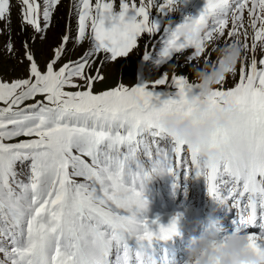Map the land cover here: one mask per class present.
Segmentation results:
<instances>
[{"label":"snow or ice","instance_id":"6c2138e0","mask_svg":"<svg viewBox=\"0 0 264 264\" xmlns=\"http://www.w3.org/2000/svg\"><path fill=\"white\" fill-rule=\"evenodd\" d=\"M17 2L22 26L42 33L61 0H43V7L40 0ZM175 2L140 0L137 5L136 0H120L117 11L105 0L94 5L77 0L76 40L86 39L90 21L92 47L58 69L69 35L43 70L25 41L28 76L0 81L5 105L0 107V264H174L167 248L156 244L177 232V218L165 225L145 215L146 183L163 171L184 169L203 176L209 195L238 209L242 224L264 221V57L257 60L255 55L257 42L264 49V0H205L197 17L176 27H202L198 41L181 39L165 28L157 63L191 50L185 64L192 67L210 58L205 42L217 36L226 35L225 43L236 39L245 49L238 82L225 89L224 79L209 97L211 109L234 105L232 126L217 130L201 149L190 150L184 141L170 139L159 124L164 113L190 111L187 93L199 84L186 74L166 71L132 87L120 83L92 91L94 82L104 77L100 68L86 74L91 58L103 51L116 61L133 51L142 35L155 38L160 26L152 19L153 8L172 10ZM12 7V0H0V21L7 25ZM245 11L254 33L250 63ZM8 48L12 50L10 42ZM149 56L145 51L144 58ZM74 78L85 84L77 85ZM66 86L84 90L65 91ZM165 87L170 90H157ZM28 100L35 102L25 104ZM21 136L27 139H16ZM165 140L169 143L161 147ZM217 142L226 146V159L218 164L202 159L199 153ZM241 144L250 150L247 160L236 158ZM247 234L252 247L264 248V229Z\"/></svg>","mask_w":264,"mask_h":264},{"label":"rangeland","instance_id":"374dc122","mask_svg":"<svg viewBox=\"0 0 264 264\" xmlns=\"http://www.w3.org/2000/svg\"><path fill=\"white\" fill-rule=\"evenodd\" d=\"M200 1L201 0H179L178 6L172 10H168L167 8L157 10L156 8H153L152 19L160 26L157 36L153 38L146 34L142 35L141 38H138L137 47L127 55L117 58L116 61H112L110 59V54L108 53H104L103 51L96 53L95 56L91 58V60L94 61L91 69L86 68L85 72L86 74H95L96 69L100 68L104 78L94 82L92 88L93 93L96 94L101 91L109 90L118 86L120 83H123L125 86L132 87L136 83H144L149 80L158 79L166 71H168L170 75L173 71L176 74H186L190 82H195L191 71L192 67L185 64V57L190 54L191 50H185L182 54H174L169 60H165L160 63H157V61L159 60L161 40L167 36L165 28L174 29L178 25L184 23L189 17H197L205 4H201ZM76 2L77 0H61V3L53 12L49 28L45 32L36 33L30 26H22L19 12L20 5L17 0H12L13 7L11 11V24L7 25L6 21H0V81L11 82L14 79L26 78L28 76L29 61L25 56V41L28 42L29 50L33 53L34 58L42 70L45 68L46 64L54 58L55 48L59 47L63 42L62 38L65 34L69 35L70 39L65 45V52L63 53L62 58L55 66L57 69L70 60L75 61L79 59V57H81L86 51L91 49L92 41L88 38L90 35V21L88 22L89 28L86 30V39L82 42H78L76 40V36L78 34V12L75 7ZM95 2L96 0H91L93 5ZM105 2H112L114 9L117 11L119 10L120 0H105ZM129 2H131V0H129ZM139 2L140 0H136L137 5H139ZM158 2L162 3L163 0H158ZM40 3L43 7V0H40ZM244 22L245 27H247L248 30L247 42L249 44V50L247 53L248 59L246 63H250L253 55L251 51V43L254 33L253 30L248 27L247 11L244 13ZM41 23L42 25L44 23L42 17ZM230 29L231 20L229 21L226 33ZM41 36H43V39H41ZM32 37H35V39ZM225 38H222V42H225ZM240 39L243 42L245 38L241 35ZM9 42L12 45L11 51H9L8 48ZM257 43L258 47L255 55L257 60H259L261 57H264V49L259 46V42ZM145 51L150 52V56L147 60L144 58ZM210 51L211 50L208 49L206 54ZM211 58H215L214 53L211 54ZM202 60L203 59L197 63ZM101 61H103V63H101ZM171 64H175L176 68L173 69ZM259 66L260 65L258 64V67ZM239 68L240 63L237 65L236 74H230L226 77V83L223 85L225 89L227 87L234 86V84L238 82ZM74 82L81 86L85 84V81L80 78H74ZM78 90L84 89L83 87L70 86H66L65 88V91ZM157 90L166 91L170 89L165 87ZM35 99L41 100L43 97L37 96ZM34 102L35 100H28L25 101V104ZM4 106L5 105L0 102V107ZM23 106L24 105H21V107ZM16 139L22 140L27 139V137L21 136ZM16 139L6 142H16ZM151 177L154 178V176ZM186 177L187 183L192 185V173L186 174ZM154 182L156 184L157 180ZM191 187H193V185L187 187L186 189H174L171 194L172 197H170L172 202L170 200H164L163 196L152 195L144 191V196L147 201V213L145 215L158 209L166 210L168 209L169 203L173 204L174 211L184 212L189 210L192 202H195L200 205L198 206L196 213L202 215L197 216V221H204L207 217V211L204 206L203 199L202 201L193 199L194 194ZM229 225L231 228L238 227L236 223H229ZM179 246H181L182 249L184 248L181 244H179ZM2 258L3 256L0 254V259Z\"/></svg>","mask_w":264,"mask_h":264},{"label":"clouds","instance_id":"9594fccd","mask_svg":"<svg viewBox=\"0 0 264 264\" xmlns=\"http://www.w3.org/2000/svg\"><path fill=\"white\" fill-rule=\"evenodd\" d=\"M178 3L179 0H176L173 9ZM173 30L181 39L197 41L204 32L202 27L194 24ZM205 48L210 49L215 58L210 55L209 59L202 60L191 68L199 88L187 93L190 111H170L159 118V124L166 135L170 139L184 141L190 150L208 145L217 130L231 128L235 118L234 105L223 103L220 107L211 109L209 97L226 77L233 74L245 57V49L236 39L225 43L217 36L212 41L205 42ZM250 154L245 144L235 149L237 159L247 160ZM199 155L210 163H222L226 159V146L217 142ZM172 260L177 264L174 258ZM179 264H264V248L252 247L248 234L241 228L236 227L228 232L221 218L208 217L202 222L199 234L189 238L184 258Z\"/></svg>","mask_w":264,"mask_h":264},{"label":"trees","instance_id":"16d2710c","mask_svg":"<svg viewBox=\"0 0 264 264\" xmlns=\"http://www.w3.org/2000/svg\"><path fill=\"white\" fill-rule=\"evenodd\" d=\"M169 142L167 141V140H165V141H161L160 142V146L161 147H165L167 144H168ZM25 167V170H26V165L24 166ZM21 168V166L20 165H18V170ZM171 172H168V171H163V172H157V173H154V175H155V178H159V177H168V176H166V175H168V174H170ZM80 179V178H79ZM150 182L149 181H147V183L146 184H148L146 187L148 188V187H150L151 186V184H149Z\"/></svg>","mask_w":264,"mask_h":264},{"label":"bare ground","instance_id":"6f19581e","mask_svg":"<svg viewBox=\"0 0 264 264\" xmlns=\"http://www.w3.org/2000/svg\"><path fill=\"white\" fill-rule=\"evenodd\" d=\"M239 223V222H238Z\"/></svg>","mask_w":264,"mask_h":264}]
</instances>
